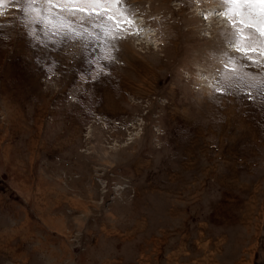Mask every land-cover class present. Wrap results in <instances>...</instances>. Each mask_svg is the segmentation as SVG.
Segmentation results:
<instances>
[{"label": "rangeland", "instance_id": "rangeland-1", "mask_svg": "<svg viewBox=\"0 0 264 264\" xmlns=\"http://www.w3.org/2000/svg\"><path fill=\"white\" fill-rule=\"evenodd\" d=\"M24 7L0 15V264H264V52L227 6L125 0L124 31Z\"/></svg>", "mask_w": 264, "mask_h": 264}, {"label": "snow or ice", "instance_id": "snow-or-ice-1", "mask_svg": "<svg viewBox=\"0 0 264 264\" xmlns=\"http://www.w3.org/2000/svg\"><path fill=\"white\" fill-rule=\"evenodd\" d=\"M21 2L25 5L22 9L25 13L29 10L38 11L34 7L38 2L47 5L49 18L53 14V9H59L57 21L49 19L50 23L59 22L61 25L67 23L71 26L74 20H79L81 26L87 21L99 27L110 22L117 31H124L126 29L123 25L132 24L131 14L124 7L125 0H0V15H3L2 9L6 4ZM219 2L227 6V12L231 14L230 25L234 29L232 42L241 53L242 59L251 60L248 54L255 52L257 48L264 52V39H261L264 38V0H219ZM97 21L101 24H96ZM111 31L112 28H105V35ZM73 32L75 33L74 27ZM75 34L80 35V33Z\"/></svg>", "mask_w": 264, "mask_h": 264}, {"label": "crops", "instance_id": "crops-1", "mask_svg": "<svg viewBox=\"0 0 264 264\" xmlns=\"http://www.w3.org/2000/svg\"><path fill=\"white\" fill-rule=\"evenodd\" d=\"M172 255L174 257L175 253H173ZM212 258H213V256L210 254V252H208V254H206V252H205V254H201V256H195L194 259H192L193 262L191 264H204L206 262L211 261Z\"/></svg>", "mask_w": 264, "mask_h": 264}]
</instances>
